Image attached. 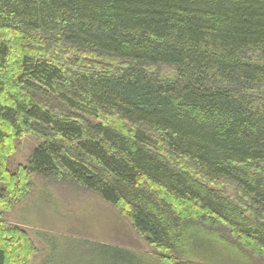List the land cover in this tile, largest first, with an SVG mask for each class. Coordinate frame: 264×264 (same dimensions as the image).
Wrapping results in <instances>:
<instances>
[{"label":"trees","instance_id":"16d2710c","mask_svg":"<svg viewBox=\"0 0 264 264\" xmlns=\"http://www.w3.org/2000/svg\"><path fill=\"white\" fill-rule=\"evenodd\" d=\"M32 175L99 194L156 250L117 263L264 261V0H0V204ZM35 251L0 220V264Z\"/></svg>","mask_w":264,"mask_h":264},{"label":"rangeland","instance_id":"374dc122","mask_svg":"<svg viewBox=\"0 0 264 264\" xmlns=\"http://www.w3.org/2000/svg\"><path fill=\"white\" fill-rule=\"evenodd\" d=\"M39 142L32 135L19 139L9 168L25 165ZM31 182L24 198L11 207L0 204V220L20 227L36 247L29 264H120L113 258L127 259L111 246L155 260V248L99 194L38 175ZM214 184L227 188L225 181ZM246 256L247 264H264L252 253Z\"/></svg>","mask_w":264,"mask_h":264}]
</instances>
